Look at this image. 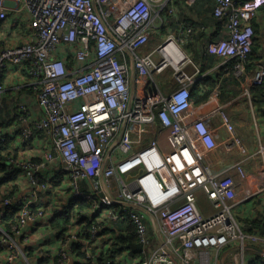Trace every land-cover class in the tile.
<instances>
[{"label": "built area", "instance_id": "built-area-1", "mask_svg": "<svg viewBox=\"0 0 264 264\" xmlns=\"http://www.w3.org/2000/svg\"><path fill=\"white\" fill-rule=\"evenodd\" d=\"M210 1L226 36L208 42L205 53L223 65L234 59V75L243 77L264 0ZM10 12L26 14L31 39L0 48V110L9 71L27 77L10 89L11 107L18 101L21 114L5 134L20 129V145L36 146L41 155L23 158L19 149L10 157L24 187L1 199L0 206L15 211L9 226L0 214V264H226V257L230 264H264V250L258 259L248 255V241L264 238L247 233L237 217L244 200L237 199L231 172L245 179L244 168L236 163L215 173L202 159L200 147L211 151L218 143L204 116L192 119L191 88L201 76L183 48L192 30L162 35L153 50L138 54L167 26L173 0H0V23ZM127 55L140 90L152 88L144 98L130 91ZM167 68L176 86L165 94L156 76ZM248 85V96L251 87L264 88V66ZM28 105H39L37 118H27ZM216 111L229 134L226 153L245 154L227 112ZM199 192L212 213L198 207ZM74 201L84 205L71 210ZM62 215L65 228L53 226ZM126 219L140 254L114 252Z\"/></svg>", "mask_w": 264, "mask_h": 264}, {"label": "crops", "instance_id": "crops-1", "mask_svg": "<svg viewBox=\"0 0 264 264\" xmlns=\"http://www.w3.org/2000/svg\"><path fill=\"white\" fill-rule=\"evenodd\" d=\"M173 6L176 9V13L179 15L177 23H173L174 29L179 31L177 36L181 31L186 33L188 28L192 30V33L186 37V42L183 45V48L193 62L199 67V70L203 67L204 72L203 74L200 73V77L216 78L221 74L218 83L208 100L197 106L192 105V119L204 116L207 125L210 127V130L218 143V146L211 151H205L202 146L200 147L201 152L203 153L202 159L205 164L209 165L215 173H220L229 169L236 163H240L244 168L246 172L245 179H238L236 173L234 171L231 172V174L239 181L236 188L237 199L244 200L236 207L237 217L242 223H244V219L256 217L264 213V118L261 117L256 111V108L253 107L250 95L246 100L243 98V90L241 89L242 91H238L240 85H238L239 83L237 80L233 79L226 72V69L222 70L224 67L222 64L223 60L217 56L205 53V46L208 42L216 41L226 36L224 22L216 19L212 15L211 1L198 0L194 6L189 8V10L184 5V0H173ZM254 23L259 24L260 32L264 30V15L261 14L253 21V27ZM2 29L7 30L8 33L11 35L13 34V36L19 40H16L15 42L25 43L31 39L29 21L25 13L15 14L10 12L7 21L2 23L1 30ZM167 34H172L170 33V28H166L165 30L162 28L160 31L153 33L149 41L138 50V54H145L153 50L159 38L162 35ZM196 35H199V37L202 35V37L199 39ZM193 36L195 38H193ZM255 45H257L256 35ZM205 57L209 58L211 61H207ZM258 60V63L252 64V68L248 70L249 72L246 71V74L244 75V87L250 82L255 70L258 67L264 66V45L262 46L261 53L258 54ZM66 61L69 68L73 67V60L70 54ZM127 69L130 91L134 95L142 98L149 95L150 92H152L151 87H149L148 91H144L140 90L141 86L135 83L137 71L134 68L129 55H127ZM171 71L172 70L168 68L163 73L156 76L157 89L162 93L167 94L171 91V87L176 86ZM186 72L192 74L194 72L193 67L188 65L186 67ZM11 80H17L18 82L20 81L18 84H23L27 81V77L24 73H19L17 69H11L4 82L6 84V82ZM11 94V99L16 97L14 93ZM6 98L7 96L5 97V100H7ZM219 108H223L227 112L231 123L237 131L236 135L241 137L247 149L245 154L241 155L237 152L226 153L224 150L222 141L225 140L229 134L226 129L220 125L219 117L216 113V110ZM38 111L36 112L35 110L33 112V117H36ZM238 114H241L242 116H239ZM151 135L152 132H147L145 134L147 139H150ZM248 192H250L252 196L245 199ZM197 203L198 207L206 215L213 212L211 203L202 192L198 193ZM248 246L250 248L248 255L251 256L250 253L254 252L256 253L254 258L258 259L264 250V241L257 239L249 240ZM225 263L230 264L229 257H226Z\"/></svg>", "mask_w": 264, "mask_h": 264}, {"label": "trees", "instance_id": "trees-1", "mask_svg": "<svg viewBox=\"0 0 264 264\" xmlns=\"http://www.w3.org/2000/svg\"><path fill=\"white\" fill-rule=\"evenodd\" d=\"M263 11V10H262ZM0 32H1V26L2 23H0ZM260 32V27L259 24L254 23V33L256 35V40H257V35ZM255 35H254V45L252 48V52L250 56L248 57V60L246 62V71L250 70L252 68V64H256L259 62L258 60V54L256 51V45H255ZM199 37V35H196ZM202 37L200 35L199 39ZM193 38H195L193 36ZM207 61H211L209 58L205 57ZM236 65V61L234 59L228 60L223 66V69H226L227 73L240 85L238 91H242L241 89L244 88L245 84V76L243 77H236L234 75V67ZM200 73L203 74L204 69L203 67L200 68ZM249 72V71H248ZM221 75V74H220ZM218 75L216 78H210V77H200V79L197 81L195 85L191 88V103L192 105H200L205 103L209 96L211 95L213 89L216 87L218 83V79L220 77ZM250 97H251V102L254 108H256V111L260 114L261 117L264 118V88L262 87H256L253 86L250 89ZM234 94V93H233ZM4 103L5 100H4ZM6 111H1L0 110V203L1 199L5 197H11L14 194H17L18 191V176L19 173L21 172V169L17 168L14 166V164L10 163V157L12 154L15 156L18 153L19 149H24L25 145H20L18 142V138L21 134L20 129H16L15 133L7 135L5 134L6 129L12 127L14 124L17 125L16 123H20L19 117L21 112L18 111L17 109L12 108L11 106L9 109L7 106H5ZM26 115H23V118H25ZM41 132H36L37 134H40ZM58 176L57 178H62L63 177V171L59 170L58 171ZM78 205V207H82L84 204L79 202V201H74L71 210H74V205ZM13 210L12 207H4L0 206V214H3L6 216L1 223L4 224L5 226H9L8 221L11 220V222L14 220L13 218ZM53 226L60 227V228H65L66 226V221L68 220L67 215H62L59 218H55ZM245 223V231L248 233H255L259 234L261 237H264V213L260 214L256 217H251L248 219H244ZM121 230V233H125L124 235H121L118 238V247L114 248L115 253H121L126 250L131 249V254H140V247L137 243L136 240V234H135V229L132 223L129 221V219H126L123 221L118 227L117 230Z\"/></svg>", "mask_w": 264, "mask_h": 264}, {"label": "rangeland", "instance_id": "rangeland-1", "mask_svg": "<svg viewBox=\"0 0 264 264\" xmlns=\"http://www.w3.org/2000/svg\"><path fill=\"white\" fill-rule=\"evenodd\" d=\"M188 8V10H189V7H187ZM187 17H188V14H187ZM179 19V15H178V13H176V12H174V14L172 15V16H170V17H168V19H167V21L169 22V24H168V26L167 27H165V28H163L164 30L166 29V28H170V33H172L173 35H175V36H177V33L179 32V31H177V30H175L174 29V27H173V23H177V20ZM14 28V27H13ZM180 35V34H179ZM184 34H182L181 35V37L183 36ZM16 40H18L16 37H14L13 36V34L11 35L10 33H8V31L7 30H4V29H2L1 30V33H0V48H3V47H5L7 44L9 45V44H12L13 42H15ZM19 41V40H18ZM256 42H257V45H256V51H257V53L258 54H260L261 53V50H262V46L264 45V30H262L259 34H258V36H257V40H256ZM13 44H20V43H18V42H15V43H13ZM168 69V68H167ZM173 71H171V73H172ZM20 82V81H19ZM17 80H11V81H9V82H6V84H5V82H4V84H5V87L7 88V89H9V90H7L6 91V94H7V100H8V103L6 102V103H4V106H3V108L1 109V111L3 110V111H6V108H5V106H7V108L9 109V107L11 106V104H12V101H11V97H12V94H11V91H10V89H11V87L12 86H15V85H17L18 83H19ZM174 86V85H173ZM249 87V85L247 84V85H245V87L242 89L243 90V98L244 99H248V95L245 93V90L247 89ZM175 88V86L174 87H171L170 89L172 90V89H174ZM27 95H29L30 96V94H27ZM17 103H18V101H16V105H15V107H17ZM18 108V107H17ZM17 108H15V109H17ZM36 110V112L39 110V105H28V108H27V111H26V113H27V118H32L33 117V112ZM245 111V110H244ZM39 112V111H38ZM239 116H242L241 114H238ZM249 115H250V113H249ZM34 119L35 118H37V116L36 117H33ZM235 129V128H234ZM235 132L237 133V131H236V129H235ZM23 158H34V157H36V156H39V155H41V153H39L38 151H37V147L36 146H32V145H28L27 147H25L23 150H21L20 151V153H19ZM18 187H19V189H18V192L20 191V190H22L23 189V187H24V182L23 181H19L18 182ZM245 196V195H244ZM107 235L109 236V237H112V236H110V234H108L107 233ZM251 254V256H256V253H250Z\"/></svg>", "mask_w": 264, "mask_h": 264}]
</instances>
